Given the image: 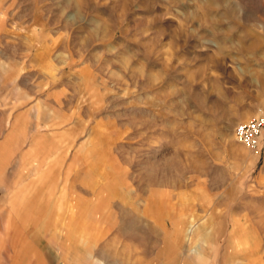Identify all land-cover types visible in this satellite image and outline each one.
<instances>
[{"label":"rangeland","instance_id":"rangeland-1","mask_svg":"<svg viewBox=\"0 0 264 264\" xmlns=\"http://www.w3.org/2000/svg\"><path fill=\"white\" fill-rule=\"evenodd\" d=\"M261 113L264 0H0V232L63 264H264V135L232 132Z\"/></svg>","mask_w":264,"mask_h":264},{"label":"crops","instance_id":"crops-1","mask_svg":"<svg viewBox=\"0 0 264 264\" xmlns=\"http://www.w3.org/2000/svg\"><path fill=\"white\" fill-rule=\"evenodd\" d=\"M22 224V223H20ZM30 224H35L31 223ZM3 227L4 223L1 224ZM23 226V225H22ZM0 227V229H1ZM20 229V228H18ZM49 239L44 236H22L6 238L5 233L0 232V264H54L67 263L68 255L59 254L57 259L47 253L44 248Z\"/></svg>","mask_w":264,"mask_h":264},{"label":"built area","instance_id":"built-area-1","mask_svg":"<svg viewBox=\"0 0 264 264\" xmlns=\"http://www.w3.org/2000/svg\"><path fill=\"white\" fill-rule=\"evenodd\" d=\"M232 132L234 138L243 146L253 152H259L264 135V114H257L245 121L237 122Z\"/></svg>","mask_w":264,"mask_h":264}]
</instances>
